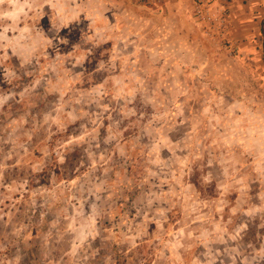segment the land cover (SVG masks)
<instances>
[{
    "label": "rangeland",
    "instance_id": "1",
    "mask_svg": "<svg viewBox=\"0 0 264 264\" xmlns=\"http://www.w3.org/2000/svg\"><path fill=\"white\" fill-rule=\"evenodd\" d=\"M232 2L161 33L163 0H0V264H264L263 36Z\"/></svg>",
    "mask_w": 264,
    "mask_h": 264
},
{
    "label": "crops",
    "instance_id": "2",
    "mask_svg": "<svg viewBox=\"0 0 264 264\" xmlns=\"http://www.w3.org/2000/svg\"><path fill=\"white\" fill-rule=\"evenodd\" d=\"M199 3L201 13H204V6L209 9H216L220 6V0H201ZM195 0H163L162 7L157 8L155 11L161 17V33H164L168 26V20L180 19L192 22L194 17ZM231 17L235 21H239L241 26L247 27L251 23L252 27L260 25L262 33V51L264 55V0H233ZM220 12V10H219ZM180 23V22H179ZM256 23V24H255ZM176 25H179L176 23ZM167 34V33H166Z\"/></svg>",
    "mask_w": 264,
    "mask_h": 264
},
{
    "label": "built area",
    "instance_id": "3",
    "mask_svg": "<svg viewBox=\"0 0 264 264\" xmlns=\"http://www.w3.org/2000/svg\"><path fill=\"white\" fill-rule=\"evenodd\" d=\"M199 10H200V12H201V8L199 7Z\"/></svg>",
    "mask_w": 264,
    "mask_h": 264
}]
</instances>
